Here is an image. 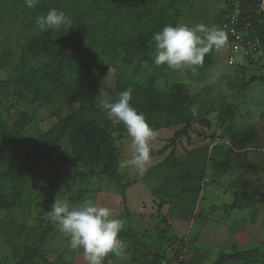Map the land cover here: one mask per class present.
<instances>
[{
	"label": "trees",
	"instance_id": "obj_1",
	"mask_svg": "<svg viewBox=\"0 0 264 264\" xmlns=\"http://www.w3.org/2000/svg\"><path fill=\"white\" fill-rule=\"evenodd\" d=\"M194 1L39 0L30 9L24 0H0V74H5L0 75V212H5L0 217V240L13 256L11 262L0 260V264H71L67 255L72 249L69 238L46 219V213L55 199L72 190L71 186L88 185L71 195L74 203L85 201L90 185H95V190L103 189L101 180L105 176L116 182L124 205L116 218L130 224L136 215H142L149 220L146 225H154L144 230L122 228L119 233L120 238L136 244L134 264H172L166 253L174 244H178L173 248L174 259L184 255L178 264H198V256L203 255L193 241L173 233L172 219L176 217L165 212L166 208L168 211L175 204L183 205L189 195H202L198 202L193 200L200 203L209 186L221 185L220 174L232 169L242 172V184L230 188L232 202L212 204L210 212L221 211L218 223L236 228L232 214L248 209L254 221L263 216L259 222L264 228V184L259 178L253 181L252 176L264 169L260 160L264 132L242 128L245 125L239 121L254 116L251 110H244L246 103L242 101L255 84H264L260 0H242L238 7L237 0H218L226 6L217 11L211 24L204 25L224 30L229 47H236L242 36L248 35L259 39L260 48L255 50L256 58L246 55L244 62L231 64L229 72L192 92L194 84H204L214 77L216 49L205 55L201 66H194L195 71L188 68L186 80L171 79L173 70L153 62L151 37L165 25L191 26L202 20L193 15L198 9L192 5ZM50 8L68 14L72 26L41 32L36 19ZM184 17L192 22L183 23ZM233 30L238 31L234 34ZM239 31L241 36L237 35ZM14 33L19 37L11 38ZM128 88L132 89V105L144 113L155 132L180 127L170 139L172 145L189 136L195 124L211 126L207 116H219V130L213 138L218 141L214 147L218 153L208 144L179 159L174 148L146 171L148 198L142 202V214L127 202L129 188L136 180L125 182V174L117 170L121 156L115 140L128 136L127 131L123 124L109 120L98 106L101 94L115 97ZM27 98L31 106L56 107L52 112L54 123L38 135L30 133L36 118L22 106ZM5 104L8 109L2 108ZM170 145L151 149L150 155H163ZM255 153L259 155L256 162L250 160L251 154L256 158ZM94 176L99 179L92 184ZM37 190L45 200L31 211L36 212L35 223L14 220L13 210L24 198L33 202ZM202 213L195 210L193 219ZM259 241L258 246L248 249L236 242L231 252H221L213 264H264V239ZM52 245L59 246L54 249ZM186 251L191 252L188 258Z\"/></svg>",
	"mask_w": 264,
	"mask_h": 264
},
{
	"label": "rangeland",
	"instance_id": "obj_2",
	"mask_svg": "<svg viewBox=\"0 0 264 264\" xmlns=\"http://www.w3.org/2000/svg\"><path fill=\"white\" fill-rule=\"evenodd\" d=\"M195 2V3H194ZM192 4L193 6H196L197 12H195L193 15L201 18L202 20L193 22V23H202L206 25H209L212 23L213 18L215 14L220 11L221 8L225 7L222 6V3L218 0H195ZM219 9V10H218ZM189 15V13L186 14V16ZM201 15V16H199ZM206 19V20H205ZM183 23H191L192 20L189 17L182 18ZM195 25V24H193ZM11 38H18L19 34L14 33L11 34ZM15 46V41L11 43ZM233 47H229L228 44L221 49L216 50V65L213 67V73L214 77L211 78V80H207L204 84H194V88L192 92H196L198 90H201L206 84L214 82L217 78L221 77L223 74H225L227 71L229 72L232 67L230 66L232 63H236L237 59L242 58L241 55H238L233 53L234 50ZM187 70L188 68H184L179 71H173V78H181L186 80L187 79ZM2 77L5 76L4 73L0 74ZM254 88V89H253ZM253 91L249 94V97L244 99L242 102L245 101V108L244 110H251L252 116L249 117L247 120L244 121L243 119L239 120L240 122L244 123L245 126H242V128L248 127H254L258 128L260 131L264 132V118L262 116L264 114V84L262 82H259L254 85ZM244 93V90L240 91L241 93ZM236 93V92H235ZM105 96V95H104ZM244 105V104H243ZM23 107H28L30 111H32L33 115L36 118V124L33 128V130L30 131L32 135H38L42 131V129H45L49 125L54 123V118L52 116L53 110L56 109V107H39V106H31V100L30 98H27L23 104ZM3 109H8V105H3ZM262 114V116H261ZM13 116V115H12ZM218 114H211L207 116V119L210 120L211 126L207 127L201 124H195L194 129H192L189 132V136H184L182 139L177 141L175 145L171 144L170 139L174 137L175 132L180 127H174L169 129H162L160 131L155 132V138L151 141V149L152 150H160L164 146L170 145V148L168 151L163 155H150V163L147 165V169L152 168L153 166L157 165L161 161H163L169 154L170 151H172L174 148L176 149L177 155L179 159H183L186 156V153L190 150L199 148L200 146L208 145L210 144L211 148H214L217 144L216 141H213V138L215 137V134L219 130L218 128ZM251 119V120H250ZM202 133V134H201ZM115 144L120 152V161L126 158H129L131 155L130 152V144L131 140L130 137L125 136L123 138H117L115 140ZM233 146V144H230ZM262 146L264 147V142L262 143ZM27 146L23 148V150H27ZM253 148H251L252 150ZM214 153H218V150L215 148L213 149ZM255 152V151H252ZM256 155V153H255ZM233 157V156H231ZM257 157L259 155H256V158L254 155L251 154L250 160L254 159L255 162L257 161ZM260 160L264 161V154H260ZM146 171L143 175H139L134 168H128L122 170L123 174H125V182H134L136 180V184L131 186L128 191V204L135 205L134 209L136 207V210L138 209L139 214L141 211L144 210L143 208V201H145L148 196L147 192L145 191L148 186L147 182L145 181L146 177ZM253 181L257 182V179L260 180V183L264 184V169L258 170L253 172ZM244 175L242 172L236 171L235 169H232L230 172L227 173H221L219 176V181L221 185H211L207 188L205 191V197L201 199L200 206L197 203H193V200H198L202 197V195H189L186 200L187 203L193 204L192 208V214L196 210H203L204 213L198 214L196 217L197 219H188L187 221L179 220L178 218L172 219V228L173 233L177 234L178 236L185 237V239L193 241L192 245L195 244L196 248H199V252L203 257L198 256V264H213L221 252H231L233 250V245L236 242H239L240 245H242V249H248L251 247H256L261 243L259 240L264 239V228L261 226V223L259 220L261 219L260 216L255 221L253 219L252 213L250 210H237L232 214L231 220L234 221L235 227L238 229H233V227H229L224 223H218L220 219L221 211L216 212H210L212 204L222 205L226 202H232L233 201V195L230 190V188L242 184ZM98 177L94 176L91 179V183L98 182ZM251 179V177H250ZM256 179V180H254ZM102 183H104V187L101 190H95V185H90L87 189L85 198L86 200H90L98 205L106 206L111 209L112 214L114 217H117V214L122 212L124 210L123 202L121 201L120 193L117 191V188L115 187L117 184L114 182L111 178H105L101 180ZM259 182V181H258ZM102 185V186H103ZM231 185V187H229ZM233 185V186H232ZM261 185V184H260ZM88 185H79L78 186H71L72 190L67 191L64 193V196L61 199H68L70 202L74 201L71 198L72 192L79 190V188L86 189ZM236 187V188H237ZM241 187V186H240ZM98 188V187H97ZM227 188V189H226ZM264 190V185L261 187V190ZM234 190V188L232 189ZM36 196L33 199V202H30V198H24L21 200V206L17 207L13 212L11 213V216L16 221H22L27 222L29 224L35 223V213L32 214L31 211L34 212V208L36 204L43 203L45 200V197L40 193L38 190L36 191ZM84 201L81 199V202ZM139 204H142L140 206ZM138 207V208H137ZM141 207V210H140ZM169 209V208H168ZM174 207L170 208L166 211L168 214L173 212ZM224 212V211H222ZM175 213V210L174 212ZM172 213V214H173ZM142 214V213H141ZM171 214V213H170ZM228 215V214H227ZM5 212H0V217H4ZM174 217L176 215L174 214ZM227 217V216H226ZM122 220V219H121ZM218 220V221H217ZM148 219L142 217V215H136L133 218L132 223H127L123 221V229L128 230L130 228H134L135 230H144L147 226L150 228H153V224H148ZM146 222V223H145ZM212 230V231H211ZM236 230V231H235ZM232 232V233H230ZM235 232V233H234ZM260 233V234H259ZM173 235V234H172ZM253 240L251 239V237ZM124 242V247L122 250L119 251V253H109L107 257H105L103 264H134L133 259L134 257L137 258V256L133 253L134 247L136 246L135 242L133 240H128L124 238H120ZM259 242V243H258ZM262 245V244H261ZM260 245V246H261ZM59 245H52L54 249H56ZM178 244L172 245L167 253L166 256L170 259H172L175 255V251H173V248H177ZM189 251H186L187 258L190 255L187 254ZM70 252L67 253L68 258L71 262V264H88L87 258L82 251L71 249ZM57 254V253H56ZM185 255V257H186ZM58 256V255H57ZM53 255V258L57 257ZM13 256L10 253V249L0 240V260L7 262L12 261ZM203 259V260H201ZM145 258L142 256V261H144ZM175 260V259H173ZM201 260V261H200ZM188 262V261H186ZM229 264H241L239 261L231 262Z\"/></svg>",
	"mask_w": 264,
	"mask_h": 264
},
{
	"label": "clouds",
	"instance_id": "obj_3",
	"mask_svg": "<svg viewBox=\"0 0 264 264\" xmlns=\"http://www.w3.org/2000/svg\"><path fill=\"white\" fill-rule=\"evenodd\" d=\"M241 1H236V7ZM24 2L31 9L37 6L39 0H24ZM259 7L261 9V6ZM259 12L263 15L259 23L264 26V12L262 10ZM72 24V18L57 8H50L36 19V25L41 32L69 29ZM240 32L238 36H241ZM242 38L240 43L233 47L234 53L242 56L236 63L244 62L246 55H251L252 59L256 58L255 50L258 51L260 48L256 36L247 35ZM151 39L154 41V64L157 67L166 65L173 71L184 68H192L195 71L194 66H201L207 53L213 48L223 49L228 42L224 30L215 25L209 27L202 23L191 26L168 24L155 32ZM131 101L132 89L128 88L115 97L101 94L98 98V106L114 124H123L131 140V155L119 162L117 170L134 168L139 175H143L150 163L151 141L155 138V130L144 113L135 108ZM46 219L69 238L72 249H83L88 264H103L109 253L118 254L125 246L119 239L123 220L114 217L110 208L90 200L73 203L68 199H55L46 213ZM167 259L172 264H178L184 259V255L176 260H173L174 257Z\"/></svg>",
	"mask_w": 264,
	"mask_h": 264
},
{
	"label": "crops",
	"instance_id": "obj_4",
	"mask_svg": "<svg viewBox=\"0 0 264 264\" xmlns=\"http://www.w3.org/2000/svg\"><path fill=\"white\" fill-rule=\"evenodd\" d=\"M172 207H174V209H171V210H173V212L175 210V213H173V212L170 211L171 215L174 216V214H175L176 215V218H178L179 220L187 221L188 219H190V220L193 219V216H194L195 211L192 214V211H193L192 210V208H193L192 204H190V203L188 204V203L184 202L183 205L175 204ZM170 213H169V215H170ZM233 229H235V228H233ZM230 233H232V232H230Z\"/></svg>",
	"mask_w": 264,
	"mask_h": 264
},
{
	"label": "built area",
	"instance_id": "obj_5",
	"mask_svg": "<svg viewBox=\"0 0 264 264\" xmlns=\"http://www.w3.org/2000/svg\"><path fill=\"white\" fill-rule=\"evenodd\" d=\"M261 10L264 12V0H261ZM263 22H264V20H263ZM233 33L234 34H236V31L235 30H233Z\"/></svg>",
	"mask_w": 264,
	"mask_h": 264
}]
</instances>
